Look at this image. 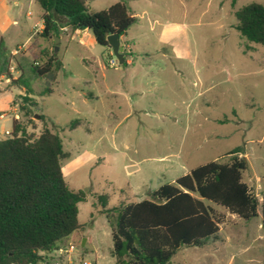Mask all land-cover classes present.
Masks as SVG:
<instances>
[{"label": "rangeland", "instance_id": "obj_1", "mask_svg": "<svg viewBox=\"0 0 264 264\" xmlns=\"http://www.w3.org/2000/svg\"><path fill=\"white\" fill-rule=\"evenodd\" d=\"M118 1L90 0L87 7L99 12ZM127 2L137 23L121 37L120 50L124 53V44H130L133 65L109 67L115 57L97 45L90 32L71 37L58 31L52 41L62 68L55 81L49 75L31 82L38 107L27 131L38 134L43 126L39 114L43 115L47 128L59 135L63 151L69 154L61 163L66 184L85 193V200L77 205L82 229L60 245L63 250L73 245V250L61 256L57 251L48 254V264H115L111 229L98 196L104 197L106 209L149 200L152 191L180 176L171 159H152L166 154L168 147L182 151L181 160L195 167L225 161L227 153L240 147L248 165L243 181L258 199L264 194V48L247 42L234 28L237 9L264 5V0ZM39 13L35 0H0V37L9 50L17 51L15 55L26 50L35 57L31 50L39 47L28 37ZM47 44L52 46L51 41ZM145 66L176 69L182 83L165 76V90L151 98L127 99L122 94V86L131 85L126 71ZM11 71L17 77L14 62ZM45 88L52 93L40 96ZM23 95V87L0 81V114H5L0 118V139L11 130L14 113L26 121L18 105L12 104H20ZM169 112L182 119L186 114L185 140L175 137L185 131V120L182 127L166 123ZM74 120L82 124L70 129ZM207 204L220 223L219 240L204 248H182L170 264H264L260 207L258 218L243 221Z\"/></svg>", "mask_w": 264, "mask_h": 264}, {"label": "trees", "instance_id": "obj_2", "mask_svg": "<svg viewBox=\"0 0 264 264\" xmlns=\"http://www.w3.org/2000/svg\"><path fill=\"white\" fill-rule=\"evenodd\" d=\"M88 1L35 0L42 10L40 37L51 41L53 47L52 39L63 26L86 29L97 45L109 49L107 37H122L137 21L127 0L99 12L89 11ZM235 18L234 28L240 37L264 48V5L242 6L235 11ZM122 54L121 66L125 67L127 57ZM55 57L54 51H42L29 61L23 53L13 55L0 37V78L24 88L20 104H13L26 120L13 119L11 130L0 139V264H48V254L82 229L77 205L85 200V193L70 190L65 182L61 163L69 154L63 151L59 135L47 128L41 114V131H27L38 107L31 82L49 75L55 81L62 68ZM13 62L17 77L11 71ZM51 93V88H45L40 96ZM81 124L74 120L69 128ZM242 154L239 147L227 153L225 161L197 166L152 191L149 200L106 209L104 197L98 196L111 229L115 264H170L182 248H204L216 242L220 223L207 203L243 221L258 218L260 207L264 228V194L258 199L243 181L248 165Z\"/></svg>", "mask_w": 264, "mask_h": 264}, {"label": "crops", "instance_id": "obj_3", "mask_svg": "<svg viewBox=\"0 0 264 264\" xmlns=\"http://www.w3.org/2000/svg\"><path fill=\"white\" fill-rule=\"evenodd\" d=\"M132 13H133V11H132ZM41 16H42V10H41V13H39V20L36 21L33 24V27H32L33 28V31L29 34V37H28L29 40H32L33 43H36L38 45L39 50L36 51V52H33L31 50V52L33 54H35V57L30 56V55H27L28 51H26V50L22 52L29 61H33V60L37 59L38 56L40 55V53L42 51H48L49 53L51 51H54V49H53L52 46L49 47L48 44L46 45L47 40L46 39H43L39 35L41 33L42 29H43V22H42ZM133 16L135 17L134 13H133ZM136 23H137V21H136ZM62 28H67L68 31L65 32V31L62 30ZM62 28L60 29V32H62L64 34H70L71 37L77 36V35L78 36L79 35H83L84 37H86L87 34H88V32H90V31H88L86 29L85 30H79V29L71 30L68 26H63ZM123 36H126V34L123 35ZM120 39H121V37H119V40ZM42 40L45 43H43ZM58 42H60L59 39H58ZM79 43L80 44H83L84 43L81 38H79ZM120 46H121V43H120ZM123 48H124V51H125L124 53L126 54V57H127L126 58V66L127 65H133V61L131 59L132 51H131L130 44L125 43L124 46H123ZM29 49H30V47H29ZM17 50L20 51L19 48ZM10 51H11V53L13 55H15V50H10ZM109 52H110V49H109ZM55 60H58V59L55 58ZM16 73L18 74V72H16ZM126 75L129 76V77H131L128 80V82H130L131 85L128 88H126L123 85L122 86L123 87L122 94L127 99H129V100L131 99L133 101L135 99L136 100H138V99L141 100V99L146 98V97H149V96L151 98V95L153 93H155V92H157L159 90H165L164 88H165V86L167 84V78L165 79V76L166 77H168V76L171 77L172 76V77H175V78H179L178 83H182V81H181L182 74L180 73V71H178L176 69L163 70V69H154L151 66H145V67H140V68H137V69L136 68H133L131 71H126ZM2 80H4L5 82H8L9 83V80H5L3 78H0V81H2ZM178 103L180 104V106H184L185 105L186 108L188 107V105L185 104V103H183V101H178ZM132 105H133L132 107H135L136 104L133 103ZM148 106L151 107L150 105H148ZM135 108H138L139 109L140 106H136ZM4 116H5V114H0V118H3ZM128 116H129V113L125 114L123 116V118H126ZM184 118L185 119L179 118L176 113L169 112V114L167 115V119H166L167 120L166 123H169V124L174 125V126L181 125V127L183 126L182 120H185V122H184L185 131L182 134L180 133V135L178 134V135L175 136L176 138L179 137L178 139H181V140H185L186 138H188V134H189L188 132H186L187 119H188L187 116H186V114H185V117ZM171 129H172V127H171ZM170 137H171V139H173V134H171ZM181 152H180V154H181ZM180 154H179V152H173L172 147H168L167 148V151H166V154H164L163 156H159L158 158H152L153 160L155 159V161L157 160V162H163L166 159L167 160L168 159L169 160L171 159V163H170L171 166H175V168L179 171L180 176L173 177L170 180L169 183H173L177 178H179V177H181V176L189 173L192 169L195 168V166H193L191 163H187V162H184L183 160H181Z\"/></svg>", "mask_w": 264, "mask_h": 264}, {"label": "water", "instance_id": "obj_4", "mask_svg": "<svg viewBox=\"0 0 264 264\" xmlns=\"http://www.w3.org/2000/svg\"><path fill=\"white\" fill-rule=\"evenodd\" d=\"M56 40L58 41L57 38ZM106 40H107L109 49L111 50L113 56L117 60V63L119 65H122L124 63V55L120 52L119 35L117 34L109 35ZM54 52H56V47H54Z\"/></svg>", "mask_w": 264, "mask_h": 264}, {"label": "built area", "instance_id": "obj_5", "mask_svg": "<svg viewBox=\"0 0 264 264\" xmlns=\"http://www.w3.org/2000/svg\"><path fill=\"white\" fill-rule=\"evenodd\" d=\"M62 30L65 31V32L68 31L67 28H62ZM15 53H17L16 50H15ZM109 55H110V56H113L111 50H110V52H109ZM108 64H109V67H111V68H115V66H116V64H117V60H116V59H115V60L110 59L109 62H108ZM1 117H2V116H1ZM13 119H15V120H19V116H18L17 113H14V114H13ZM8 133H9L8 131H5L4 135H7ZM72 250H73V245H70L69 248H68L67 250H63L62 248H59V249L57 250V252H58V254L61 256L63 253H68V252H71ZM83 264H88V263H83Z\"/></svg>", "mask_w": 264, "mask_h": 264}]
</instances>
